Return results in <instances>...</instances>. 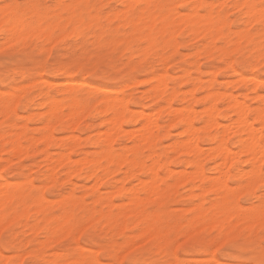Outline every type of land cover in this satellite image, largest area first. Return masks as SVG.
Wrapping results in <instances>:
<instances>
[{
    "label": "snow or ice",
    "instance_id": "snow-or-ice-1",
    "mask_svg": "<svg viewBox=\"0 0 264 264\" xmlns=\"http://www.w3.org/2000/svg\"><path fill=\"white\" fill-rule=\"evenodd\" d=\"M190 21L202 22V26L213 31L231 21L221 28L227 35L213 45L224 50L218 57L221 63L213 68L220 69L216 73L219 78L233 73L248 77L246 87L240 91H251L261 98L259 123H253L254 112L245 118L249 127L260 128V139L253 144V151L260 156L258 171L249 162L247 180L213 189L205 193L203 202L197 198L185 203L186 212L171 210L180 206L170 197L150 199L147 189L128 193L123 200L135 197L146 201L140 205L135 221H125L115 209L110 211L112 204L121 203L119 200L93 204L104 191L101 189L77 202L71 215L67 209L51 213L55 221L41 229L35 239L23 228L22 217L13 221L8 215L0 221V252L4 253L0 264H189L186 256L191 253L199 254L198 264H264V77L256 81L250 76L255 71L264 73V0L224 5L177 0L118 4L92 0H2L0 83L6 86L2 97L7 113L3 131L8 134L11 126L23 125L33 113L34 105L25 102L35 95L33 80H79L85 74L115 79L128 72L157 76L161 56L172 52V44H179V54H183L205 43L203 38L193 46L184 43ZM174 34L175 40L171 38ZM176 59L178 55L172 56L167 65L171 67ZM90 83L73 85L70 90L45 84L49 95L44 99L61 100L59 115L66 117L70 125L76 113L103 96L100 89L106 85L93 88L88 86ZM56 93L65 95L57 97ZM52 106L53 103L45 104L41 111L47 112ZM44 119L47 117H42L41 123ZM56 132L67 135L60 128ZM24 146L21 142L20 147ZM119 147L113 144L105 151L115 155ZM15 151L13 148L0 164V182L9 189V176H18L28 163L27 157L17 160ZM70 186L61 191L52 186L45 189V195L52 192L64 197ZM209 186L204 183L201 190ZM12 195L13 202L28 205L40 192L29 182L23 193L18 190ZM20 207L17 203L16 214Z\"/></svg>",
    "mask_w": 264,
    "mask_h": 264
},
{
    "label": "rangeland",
    "instance_id": "rangeland-1",
    "mask_svg": "<svg viewBox=\"0 0 264 264\" xmlns=\"http://www.w3.org/2000/svg\"><path fill=\"white\" fill-rule=\"evenodd\" d=\"M128 1H129V3H132V2H130L131 0H128ZM0 2H2V0H0ZM74 2H80V0H74ZM84 2H88V0H84ZM92 2L100 3V4H113V3L118 4V3H127V0H92ZM133 2H139V0H134ZM178 2L191 3L190 0H177V3ZM237 2L242 3V2H245V0H224V1L223 0H201L200 3H216L219 5H221V4L224 5V4H228V3H237ZM113 19H115V17H113ZM198 22L199 21H190L187 23L186 27L188 30H187V32L184 33L183 40H184V43L188 44L189 46H193L196 42L200 41L203 38L205 41L204 44H202L198 48H194V50L192 52H184L183 54H179L180 45L174 43L171 45L172 52L167 56H165V55L161 56V65L158 69V75L160 77V75L162 76V74H164V76H162L163 77L162 79H163V81H165L166 87L164 88V86H162L165 83L160 82V84H162V85H160V86H162L161 89L164 88L163 93H160L161 90H159L160 92L158 94V89H159V87H158V89L155 90V91H157L155 93V95H151L152 92L154 94V91H152V89L154 88V86L157 83L156 79L158 78V75L152 76V75H150L148 73H144V72H134V73L128 72L126 74L117 76V78H115V79H103L102 78L103 74L101 76H94V75L85 74L84 76H81L79 78V80H76L75 78H69V77H46L42 80H33L31 82V84H32L33 88L35 89V95H33L30 99H27L25 101L26 103H30V104L34 105L33 113L29 114V117L25 120L23 125L11 126V129H10L11 133L5 134L3 131V128H4V123L6 121V118H7V113L4 109V100L2 97V93H3V90L6 86L4 84L0 83V143H3L2 142L3 140L14 139V137H15V139L17 138L18 139L17 141H19L18 142L19 144H21V142L25 143V146L23 147V149L21 147H20L21 149L19 148L20 150L18 149L19 151L16 155L17 160H20L21 157H27L28 158V163L25 165L24 168H21L19 170L20 174L18 176H15V177L9 176L8 183H10L11 185H16L18 188L17 191L19 190L21 193H23L25 188L27 187V183L31 182L34 184V186L37 189H39V192H40V196L37 198L38 200H35L36 198H34L31 200V203L28 205H23L22 201L13 202L14 201L13 197L9 201H7V200L2 201L1 202L2 206H0V217H1L0 219H1V221L3 220L4 217H6L8 215H12L13 221H19L22 217L23 218V228L27 229V231L29 232L31 237L33 239H35L37 233L40 232L41 229L47 228L50 222L55 221L56 217L52 216L51 213H53L57 210L67 209L68 215H71L72 210L75 208L77 202L83 201L84 198L89 196V195L100 192L101 189H104V191L100 195L97 196L96 201H93V204H95L99 201H103V203L106 204L112 200H119V201H121V203L112 204V206H110V211L115 209L117 212V215L120 218H122L123 220L127 221L130 219V220L135 221L137 219V217L139 216L140 205L142 203H146V201H144V202L140 201L139 202V200H138L136 205H133V202L130 203V202H128V200L127 201L123 200V196L130 193V192H133V189H131V191H130L129 188H134L135 192H141V191L146 190L145 186L148 185L147 184L148 181L150 183V180H151V175H149L150 174L149 170H146V168H147L146 165L148 166V164H150V167L152 166L153 161H154L152 159V157L157 151L159 153H161L160 158H164V160L161 159V160H163V161H161L162 162L161 166H159L161 164L160 158H159L160 164L158 165L159 167H157L158 173L161 176L164 175L167 180L165 179L164 176L161 178V176L159 175V179H158L159 182L158 183L160 184V188L158 190V194L156 195L157 192L154 193V195L153 194L150 195V193H149L150 199H155V198H159V197H170L174 203H176L180 206L179 208L171 209V210L178 211V212H180V211L186 212V211H188V209L183 208V205L185 203H190L191 201H193L197 198H199L201 200V202H203V198L205 196V193H207L213 189H218L217 187L216 188L211 187L212 185L210 182L212 181L213 178H216L217 176H219L220 170L218 171V169H215L214 167L219 165L220 166L219 169L221 168V165H220L221 159L218 156L211 153L212 152L211 149L213 147H215V145L218 144L216 142V141H218L217 139L221 136L222 137L224 136L223 140H225L224 138H226V140H225L226 145L225 146H228L229 147L228 149H231L230 151L235 152L234 149H236V151L238 150L237 140L239 139L238 138L239 134L238 133H232L234 130L232 132H231V130H227V131L223 130L224 129L223 127L225 125L226 126L230 125L231 123H233L232 121L234 119H236V114H235L236 112H234L233 109L230 107L229 101H233L232 99L234 98V100L237 99L239 103H242V104H244V106H247L249 108V110L246 107L248 110V113L246 115H249L250 113L254 112L255 113V116L253 117V119H254L256 117L257 111L258 110L261 111V98L258 95H256V96L252 95L251 91H247V92L246 91L245 92L240 91L241 87H246V84L248 82V77H245L243 75L242 76L237 75V74L233 73V74L225 75L223 78H219V77H217L216 73L219 72L220 69H214L213 68L214 64L221 63V60L218 57H220L224 51L223 49H217V48L213 47V45L216 43V41L219 38L227 35L225 32H223L221 30V28L226 27L228 24L231 23V21H226L225 25H222L221 28H216V30H214V31L207 28V27H203L202 22H199V23ZM205 28H207V29H205ZM195 30H197V31H195ZM204 30H205V32H204ZM174 36H175V34L171 37L173 40H175ZM177 55H178V59L173 60V65L171 67H169L167 65L166 61L168 59H170L172 56H177ZM0 67H2V62H0ZM120 67L124 68L125 65H120ZM93 71H94V69H93ZM239 76H241V77H239ZM250 76H252L251 79H253V77H256L253 80L259 81L261 79V77H264V73H261L259 71H255V72H251ZM241 78H243V79H241ZM67 81H73L75 83L74 85H80V84H82V82L85 83V82L91 81V83L88 86L93 87V88H99L101 85H106V87H103L102 89H100L103 93L102 98L99 100H96L95 103L92 104L91 106L83 108V109H81L80 112L76 113L75 119L71 122L70 125L68 123H66L67 118L59 115V111L63 107L62 102L59 99H57V100L59 101V105L61 104V106H60L61 108L59 107V109H57L58 112L55 111L56 110L55 109L54 110L55 112L50 113V107L48 108L47 113L41 111L44 108L45 104H48L49 102H51V101L44 99V97L49 95V91L47 88H44V85L45 84H48L49 86L55 85V86H58L60 88H67L70 90L73 87V85L67 86ZM76 83H79V84H76ZM149 85H151V86H149ZM195 86H196V88H194ZM184 89H185V91H184ZM12 90L15 91V89H12ZM116 90H118L117 92H119V95H120V97H122L121 99L124 102L123 104H121V103L118 104L119 106H120V104L122 105L120 108L121 111L124 108L123 105H125V104L127 105L128 108L127 109L124 108L125 110H123V112L126 114L123 118H121L122 119L121 123L119 122L120 121L119 120V121H117L118 123L116 122L117 124L114 125L112 120L109 121L106 119H109L108 117L112 116V114H113L112 112L114 110L119 111L118 107H114L117 104L112 105V103L109 102L113 96L115 97ZM171 90L175 91V92H172ZM208 91H210V93ZM225 91L227 93H225ZM170 92H172L173 94ZM160 94H161V96H160ZM64 95H65V93H56L57 97H62ZM191 95H193V97ZM234 95L236 98L234 97ZM104 96H108L109 99L108 98L104 99L103 98ZM212 96H213V98H212ZM114 97L112 98L113 102H114ZM154 98H155V100H154ZM104 100H106V101L109 100L108 104L111 103V106H113L115 109L111 106H108V104L105 105ZM41 101H43V102H41ZM167 101L172 105L171 107L174 109L173 112L176 115H177L178 111H180L177 109L181 108L182 111L185 110V109H183V106H189L190 108H192L194 113H193V111H191L192 112L191 113L192 114L191 115L192 116L191 122H193L192 124H194L193 126L196 128L195 130H197L200 127L198 129V132H196L198 138H195V139L197 141L195 140V141H193V143L195 142L199 145V147H203V148H201V150L203 149L201 151V152H203V154H201V152H197L195 154H196V156L198 155L201 157L200 159L199 158L198 159L201 160L200 163L202 164V167H203V171H204L203 178H205V180L203 181V183L200 182L201 180L195 181L193 188L190 187L191 184L189 183V181H187V179L182 177L183 176L182 173H187L188 171L190 172L193 169V167H191L189 164L184 163V161H183L186 158L187 159L191 158L192 155H187L184 152L182 154L181 150H179L178 153H175L176 150H173L174 149L173 146L175 144L176 145L179 144L178 141L180 142V141L184 140V138L187 137L186 136L187 133L185 131V127H182L184 125H182L179 122V120H176L174 122L173 119H177V118H176V115L175 116L172 115L173 112H170L173 109L172 108L170 109V106H169ZM243 101H245V102L243 103ZM17 102H19V97H17ZM103 102H104V104H103ZM211 102L212 103L215 102L214 104H216L218 107V113H216V116H215V118L218 119L217 122H220L222 126L224 124V126L222 127V126L218 125V128H216L217 127V125H216V127H213L211 129L210 128V127H212V125H211V126H209V131L207 132L206 130H208V129L204 130L205 129L204 127L205 126L207 127L208 124H205L204 121L208 115L207 113L209 111V108L211 109V106H210L212 104ZM227 104H229V106ZM206 105H209V106H206ZM220 105H223L224 107H221V109H220ZM203 106H205L206 108ZM160 107H161V109H160ZM228 107L230 109H228ZM107 108H109V109H107ZM190 108H188V109L191 110ZM202 109H204V110H202ZM206 109H208L207 113H206ZM138 110H140V111H138ZM216 111H217V109H216ZM142 112L146 113L147 115L150 112L149 115L151 118L149 119L147 117L142 116ZM137 113H139V114H137ZM155 115H156V118L153 117ZM171 116H173L175 118L172 117V119H171ZM42 117H47V119H44L45 122L43 121V123H41ZM130 117H132L133 119H130ZM111 118L112 117H110V119ZM125 118H128L130 120L127 119V121H126ZM143 118H145V120L147 122H145ZM202 118H204V119H202ZM206 119H208V118H206ZM171 120L173 121L172 123H170ZM86 121H92V122L87 123ZM255 121H257L256 118L253 121V123H255V124L259 123V120L257 122H255ZM143 122L145 124L147 123L148 127L145 126V124ZM227 122H228V124H227ZM74 123H76V124H74ZM111 123L113 126L111 125ZM119 123H120V125H119L120 129H122V130L119 129L120 134L117 132L118 129H116L115 132L111 131L112 132V134H111L110 129H112V130L115 129V127L118 126ZM168 123H169V125H168ZM202 123H204L205 126L202 125ZM156 124L159 128L157 127L156 129H152V128H155L154 126H156ZM45 125L47 126V128ZM197 125H198V127H196ZM57 128L63 129L65 132H67V134L70 133L71 135L70 134H68L69 136L68 135H60L56 132ZM143 128H146L145 131ZM183 128L185 131L184 133H183ZM255 128H256L255 129V132H256L257 128H259V127H255ZM98 129H99V131L101 129L102 130L99 132ZM77 130H79L78 134H77L79 136V137L77 136L78 139H77V137H74V139L76 138L77 140L73 139V141H71V139L73 138L72 137L73 131L77 132ZM103 130H105V131H103ZM152 130H155L154 133L156 131H158L157 132L158 134L155 133L158 136L155 135L153 138V135L151 134L153 132ZM258 130H259L258 133L260 134V128ZM46 131H47V133H46ZM221 131L224 132L225 134H223ZM116 132L118 133L117 136H116ZM220 132L222 135L220 134ZM18 133H19V135H18ZM133 133L134 134L136 133L135 134L136 137L138 136L137 138H141V141L142 142L144 141V142L142 143L140 141V139H138L140 141L139 142L136 139V137L134 139L135 135ZM145 133L148 135L147 136L144 135ZM214 133H216V134H214ZM140 134H142V135H140ZM6 135L8 136V139H5ZM99 135H100V139H98L99 137H96ZM214 135H217L216 140L210 141L211 137ZM240 135L242 136V133ZM44 136H46V137H44ZM74 136H76V135H74ZM106 136H108V137L111 136L112 142L109 141L110 138H108ZM144 136H145V138L152 136L153 141L150 140L151 138L149 139V141L155 142V143L154 144L151 143V144L147 145V143H149L148 140H146L147 143L145 142L144 139L142 140V137H144ZM49 137H50V139H47ZM70 137H72V138L70 139ZM102 137L105 140H108L109 144L111 142L112 145L113 144L119 145L120 147H119L118 152L119 151H121V153L125 152V155L130 156V157L129 156L127 157L128 159L138 158V161H140V160H142L141 157H143V159H144V157L146 156L145 159L143 160L144 162H146V164L144 165V162H142L143 165L134 166V169H133V171H135L134 173H136V169H139L138 170L139 172L137 171L136 174L129 175L131 177H129V176L125 177V175H124L125 170H122V168L126 167L127 165L121 163V166L123 165L122 168L120 166L122 171H119L117 169V167H118V165H120V162L118 164V161H116V159H118L119 155H116V154L115 155L112 154L110 156H112V158H114L113 161L115 160V162H117L116 164H118V165L115 166L116 164L114 165V162H113V165H112V162H110V163L108 162V160L111 159V157L108 159L106 157H109V156H105V155L111 154V153L105 151V149L111 145H108V141L105 142L104 139L102 140ZM222 137H221V139H222ZM36 138H38V139L36 140ZM106 138H108V139H106ZM95 139L97 141H95ZM154 139H155V141H154ZM98 140L100 141V143ZM174 140L177 142H174ZM136 141H138L139 144L141 143L140 145H138L137 148H135L136 151L134 153H132L134 151L133 150L132 152L127 153L130 150V148H132L134 146L136 147V145H137ZM183 142L184 141H182V143ZM71 143H72V145H70ZM102 143H106V144H102ZM145 143H146L147 147L144 146ZM173 143H175V144H173ZM8 144H10V143H8ZM65 144H66V146H65ZM180 144H181V142H180ZM176 145H175V147H176ZM210 145L213 147H211ZM140 146H142V148H144V149L141 150L142 148ZM153 147L155 148V151L152 153V150H154ZM138 148L141 151L138 150ZM198 149H200V148H196L197 151H199ZM207 149L208 150L210 149V150L208 151ZM21 150H22L23 154H21L22 153V152H20ZM23 150H25V151H23ZM61 151H63V152H61ZM99 151H101L100 154H98ZM137 151H139V153ZM10 152H11V148H7V147H5V150L0 151L1 160L3 159L2 157L9 154ZM64 152H65V154L69 155L71 159L69 158L67 160L68 156L63 155L64 157H67L65 159L66 161H64V163L61 164V162L64 160V158H63L62 161L60 160V164H59L57 161H58V159L62 158V154L59 155L58 159H56L57 161L54 159L58 156L59 153H64ZM148 152L149 153L151 152L150 155ZM121 153H120V155L123 156L124 153L123 154H121ZM209 153L212 154V156L208 155ZM49 155H51V156H49ZM80 155H82V156H80ZM95 155H97V156H95ZM160 155L157 156V153H156V155H154V157L155 156L159 157ZM86 156H91L90 157L91 159H93V158L95 159V158H99V157L101 158V156H102V158L99 159L98 162L99 163L108 162L109 163L108 167H106L105 164H104L105 166H103V167L104 168L110 167L109 168L110 172L111 171H114V172L110 174V173H108V171H105L104 169H102L103 171H101V173H99L101 168H103L102 167L103 164H102L101 167L98 169L99 170L98 171L99 178L95 180V178L91 175V173L89 174L90 168L92 166L89 164L88 165H82L81 164L82 166H79L80 167L79 170H77V171L75 170L76 171L75 173L73 171L72 174L68 175L66 170H68L69 166L74 164V163L71 164V162H72L71 160H73V162H75V161L78 162V160L82 161V159L84 160V158ZM149 157H151V158H149ZM157 157H156V159H157ZM139 158H141V159L139 160ZM247 158H248V155L242 154V155H240L239 158L233 159V161L230 163V166H229L230 173L228 176L229 178L227 177V179H226L227 184L238 183L239 181H245L248 179L249 172L251 170L248 169L249 162L246 161ZM51 159H53L56 162H54ZM150 159H152V161H150ZM203 159H204V161H202ZM1 160H0V164H3L4 161L3 160L1 161ZM118 160L121 161L120 159H118ZM9 163L11 164L12 162L9 161ZM108 163H106V164H108ZM54 164H55V166H54ZM57 164H59V165H57ZM231 164H232V166H231ZM259 164H260V162H257V164H255L256 169H259ZM50 166H51L52 170L54 168V172L56 174L54 178L49 177L51 179H54L52 181H51V179L49 180V178H47V176L45 174L47 172L48 168L50 170ZM89 166H91V167L89 168ZM113 166L116 168H114ZM76 167L78 168L77 165L75 166V169H77ZM139 167H141L142 169L140 170ZM169 168L173 172H171L169 170ZM116 169H117V171H116ZM166 169H168V172L166 171ZM106 170H108V169H106ZM160 170H162V171H160ZM2 173H3V169L0 168V175H2ZM68 173H70V172H68ZM104 173H108V174H104ZM237 173H239V174H237ZM48 174H50L49 171H48ZM100 174H101V176L104 175V176H102L103 178L100 177ZM244 174L246 176H242ZM106 176H108V177H106ZM149 176H150V179H149ZM181 177H182V180H181L182 182L180 181ZM93 178H94V180H93ZM139 178L140 179L142 178V181L144 180L146 182L140 183ZM99 179H102V180H99ZM169 180H171L173 183L172 182L169 183ZM17 181H19L20 184ZM91 181H92V183H91ZM94 183H96L97 185H94ZM200 183L201 184L210 183L209 185H211L210 186L211 188L209 187V189L207 188L206 191L204 190L205 192L204 191L201 192V189L198 186ZM69 184L71 186L68 188V192L65 194L64 197H61V198L56 197L55 193H52V192H48L47 195H45V189L51 188L52 186H56L57 191H61L63 189V187L68 186ZM120 184H122V185L119 186ZM88 185H90V186H88ZM127 185H131V187H127ZM116 186H118V188ZM124 186H126V188ZM113 188L115 189V191ZM116 188L118 190H116ZM135 188H136V190H135ZM41 193H42V195H41ZM111 193H114V194H111ZM43 197H45L46 200H44ZM57 199H59V200H57ZM124 202H126V203H124ZM17 203H19L21 205L19 214H16V209H17L16 204ZM42 203L44 205H42ZM5 205H7V211H5ZM40 205H41V207H38ZM141 219H142V217H141ZM11 222L12 221H10V223ZM50 242L55 243V241H50ZM3 256H4V253L0 252V258H2ZM186 259L189 261V264H198V261L200 260V256H199V254L191 253V254H188L186 256Z\"/></svg>",
    "mask_w": 264,
    "mask_h": 264
},
{
    "label": "bare ground",
    "instance_id": "bare-ground-1",
    "mask_svg": "<svg viewBox=\"0 0 264 264\" xmlns=\"http://www.w3.org/2000/svg\"><path fill=\"white\" fill-rule=\"evenodd\" d=\"M134 0H131L130 2H133ZM191 1V3H200L201 2V0H190ZM224 1V0H223ZM127 3H129V1L127 0ZM178 3H181V2H178ZM243 3V2H242ZM222 5V4H221ZM199 23V22H198ZM201 27V26H200ZM204 27V26H203ZM205 29H207V28H205ZM216 30V29H215ZM195 31H197V30H195ZM204 32H205V30H204ZM175 37V36H174ZM216 38V37H215ZM214 38V39H215ZM212 42V41H211ZM214 43V42H213ZM189 63V62H188ZM198 65V64H197ZM162 76H164V74H162ZM161 75H160V77H159V75H158V78L156 79L157 81V83H156V85L154 86V90L152 89V91H154V94H153V92H152V94L151 95H155V93L157 92V91H155V90H157L158 89V87H159V89H158V94H159V90H161V92L160 93H163V89L166 87L165 85H166V83H165V81H163V77H162ZM242 76V75H241ZM241 76H239V77H241ZM252 77V76H251ZM151 78V77H150ZM254 78H256V77H253V79ZM96 79V78H95ZM144 79V78H143ZM149 79V78H148ZM147 79V80H148ZM238 79V78H237ZM241 79H243V78H241ZM162 80V81H161ZM165 80V79H164ZM259 80V79H258ZM48 81V80H47ZM257 81V80H256ZM79 82V81H78ZM160 82L161 83H165V84H160ZM59 83V82H58ZM64 83V82H63ZM82 83H84V82H82ZM60 84V83H59ZM75 83L73 82V81H67V86H72V85H74ZM76 84H79V83H76ZM65 85V84H64ZM160 85H162V86H164V88H162L161 89V87L162 86H160ZM66 86V85H65ZM194 88H196V86L194 87ZM109 89V88H108ZM114 89V88H113ZM69 90V89H68ZM115 90V89H114ZM113 91V90H112ZM118 90H116V93H115V97H114V102H113V100H112V98L110 99V101L109 102H111L112 103V105L114 104H117V105H115L114 107H118V109H119V111H117V110H114L112 113V116H110V117H112L111 119H110V117H108L109 119H106V120H112L113 121V123H114V125L115 124H117L118 122L117 121H119L120 123H121V118H123L124 116H125V114L126 113H124L123 112V110H125V109H127L128 107H127V105L125 104V105H123V107L125 108H123L122 109V111H121V104H123L124 102L122 101V97H120V95H119V92H117ZM121 91V90H120ZM172 91V90H171ZM184 91H185V89H184ZM183 91V92H184ZM188 91V90H187ZM191 91V90H190ZM189 91V92H190ZM222 91V90H221ZM2 92V91H1ZM172 92H175V91H172ZM172 92H170V93H172ZM179 92V91H178ZM182 92V93H183ZM209 93H210V91H208ZM218 92V91H217ZM220 92V91H219ZM229 92V91H228ZM247 92V91H246ZM192 93V92H191ZM207 93V92H206ZM221 93V92H220ZM224 93V92H223ZM225 93H227L226 91H225ZM224 93V94H225ZM157 94V95H158ZM173 94V93H172ZM208 94V93H207ZM219 94V93H218ZM156 95V96H157ZM221 95V94H220ZM160 96H161V94H160ZM192 97H193V95H191ZM215 96V95H214ZM233 96V95H232ZM256 96V95H255ZM110 97V96H109ZM234 97H235V95H234ZM104 99H106V98H108V96H104L103 97ZM171 98V97H170ZM180 98V97H179ZM212 98H213V96H212ZM236 98V97H235ZM109 99V98H108ZM158 99V98H157ZM156 99V100H157ZM112 100V101H111ZM128 100V99H127ZM154 100H155V98H154ZM164 100V99H163ZM170 100V99H169ZM233 101H229V104H230V107L233 109V111L234 112H236L235 114H236V119H234L232 122L233 123H229L230 125H225L224 126V124H223V126L221 125V123L220 122H217V118H215V116H216V113H218V107H217V105L216 104H214V103H210L211 105V109L209 108V111H208V109H206V113H207V111H208V115H207V117L206 118H208V119H206L205 118V124H208V126L206 127L205 126V124L204 123H202V125H204L205 127V129L204 130H206V129H208V130H206L207 132L209 131V126H211L212 125V127H210L211 129L213 128V127H216V125H217V127L216 128H218V125L219 126H222L224 129V131H227V130H231V132L232 133H238L239 134V139L237 140V142H238V152L236 151V149H234L235 150V152L234 151H230L231 149H228L229 147L228 146H225L226 145V143H225V140H226V138H224L225 140H223V137H222V139H221V137H219L217 140L219 141H216L218 144L217 145H215V147H213V146H211V147H213L211 150H212V152L211 153H213L214 155H216V156H218L220 159H221V163H220V165H221V168L219 169V165L218 166H215L214 168L215 169H218V171H219V176H217L216 178H213L212 179V181L210 182L211 183V187H217L218 189L219 188H222L224 185H226L227 183H226V179H227V177L229 176V173H230V170H229V166H230V163L233 161V159H237V158H239L240 157V155H242V154H246V155H248V158H247V160L246 161H248V162H253L254 164H257V162H260L259 160H260V156H259V154L257 153V152H255V151H253V144L255 143V142H258L259 141V139H260V134L258 133V129L259 128H257V130H256V132H255V127H249L246 123H245V118L247 117V113H248V110H249V108L247 107V106H244V104H242V103H239L238 102V100L237 99H235L234 100V98L232 99ZM39 101V100H38ZM108 101H106V100H104V102H105V105L106 104H108ZM122 101V102H121ZM125 101V100H124ZM171 101V100H170ZM104 102H103V104H104ZM168 102V101H167ZM241 102V101H240ZM245 101H243V103H244ZM49 103H53V106L52 107H50V113H52V112H55V111H57V109H59V107L61 106V104L59 105V101L58 100H55L54 102H49ZM111 103H109L108 104V106H111ZM119 103H121L120 104V106L118 105ZM38 104V103H37ZM40 104V103H39ZM102 104V105H103ZM167 104V103H166ZM168 104H169V106H170V109L172 108L171 106V104L168 102ZM229 104H227L228 106H229ZM59 105V106H58ZM58 106V107H57ZM107 106V107H108ZM126 106V107H125ZM206 106H209V105H206ZM57 107V108H56ZM106 107V106H105ZM111 107H113V106H111ZM110 107V108H111ZM113 107V108H114ZM174 107V106H173ZM178 107V106H177ZM182 107V106H181ZM188 107V108H190L189 106H183V109H185L184 111H182L181 110V108L180 109H177V110H180V111H178V113H177V115L176 114H174V109L172 110V111H170V112H173V116H175L176 115V118L177 119H173L174 120V122L176 121V120H179V122L182 124V125H184V126H182V127H185V131H186V138H184V140H182V141H184L183 143H182V141H180L181 142V144H180V142L178 141V143L179 144H175V143H173V144H175L176 145V147H175V145L173 146L174 147V149L173 150H176V152L175 153H178V151L179 150H181L182 151V154H183V152L184 153H186L187 155H192L191 156V158H186L185 160H183L184 161V163H186V164H189L191 167H193V169H192V171H188L187 173H182L183 174V176L182 177H184L185 179H187V181H189V183L191 184V186L190 187H192L193 188V186H194V182L195 181H197V180H201L200 182L201 183H203V181L205 180V178H203V173H204V171H203V167H202V164L200 163V161L201 160H199L201 157L200 156H196V154L195 153H197V152H201L202 150H201V148H203V147H199V145L197 144V143H193V141H195L196 139L195 138H198V136H197V134H196V132H198V129L200 128H198L197 130H195L196 128L193 126L194 124H192L193 122H191V118H192V112L191 111H193L192 110V108H190L191 110H189L188 108L186 109V108ZM203 107H205V106H203ZM224 107V106H223ZM227 107V106H226ZM248 108V110H247V108ZM61 108V107H60ZM164 108V107H163ZM206 108V107H205ZM56 109V110H55ZM104 109V108H103ZM107 109H109V108H107ZM115 109V108H114ZM160 109H161V107H160ZM216 109H217V111H216ZM220 109H221V107H220ZM228 109H230L229 107H228ZM55 110V111H54ZM101 110V109H100ZM106 110V109H105ZM135 110V109H134ZM169 110V109H168ZM202 110H204V109H202ZM247 110V111H246ZM39 111V110H38ZM37 111V112H38ZM138 111H140V110H138ZM142 111V110H141ZM152 111V110H151ZM158 111V110H157ZM160 111V110H159ZM215 111V112H214ZM259 111V110H258ZM257 111V113H256V119H257V121L260 119V116H261V111H259L258 112ZM43 112V111H42ZM58 112V111H57ZM153 112V111H152ZM167 112V111H166ZM214 112V113H213ZM47 113V112H46ZM96 113V112H95ZM101 113V112H100ZM135 113V112H134ZM193 113H194V111H193ZM137 114H139V113H137ZM136 114V115H137ZM150 112L148 113V115L146 114V113H144V112H142V116H144V117H147V118H151L150 117ZM153 114V113H152ZM168 114V113H167ZM214 114V115H213ZM54 115V114H53ZM147 115V116H146ZM194 115V114H193ZM134 116V115H133ZM132 116V117H133ZM149 116V117H148ZM158 116V115H157ZM173 116H171V119H172V117ZM132 117H130V119H133ZM153 117H155L156 118V115L155 116H153ZM224 117V116H223ZM66 118V117H65ZM146 118V119H147ZM173 118H175V117H173ZM215 118V119H214ZM235 118V117H234ZM255 118L253 119V121L255 120ZM75 119V118H74ZM126 119V121H127V119L128 118H125ZM130 119H128V120H130ZM136 119V118H135ZM144 119V121L145 122H147L146 120H145V118H143ZM202 119H204V118H202ZM257 121H255V122H257ZM45 122V121H44ZM76 122V121H75ZM117 122V123H116ZM129 122V121H128ZM141 122V121H140ZM170 122V121H169ZM173 121L171 120V122L170 123H172ZM231 122V121H230ZM86 123V122H85ZM120 123L118 124V126L120 125ZM144 123V122H143ZM157 123V122H156ZM179 123V124H180ZM47 124V123H46ZM74 124H76V123H74ZM145 124V123H144ZM227 124H228V122H227ZM44 125V124H43ZM49 125V124H48ZM51 125V124H50ZM84 125V124H83ZM110 125V124H109ZM111 125H112V123H111ZM110 125V126H111ZM148 124L146 123L145 124V126H147ZM168 125H169V123H168ZM214 125V126H213ZM38 126V125H37ZM46 126V125H45ZM73 126V125H72ZM75 126V125H74ZM113 126V125H112ZM118 126H116L115 127V129H110V132L111 131H114L115 132V130L116 129H118V133L120 134V130H122V129H120V126L118 127ZM70 127V126H69ZM109 127V126H108ZM148 127V126H147ZM146 127V128H147ZM153 127V126H152ZM155 128H152V129H156L158 126H157V124H156V126H154ZM169 127V126H168ZM181 127V126H180ZM196 127H198V125L196 126ZM221 127V128H222ZM44 128V127H43ZM46 128H47V126H46ZM137 128V127H136ZM146 128H143L144 129V131H145V129ZM159 128V127H158ZM166 128V127H165ZM233 128V129H232ZM50 129V128H49ZM105 129V128H104ZM120 129V130H119ZM124 129V128H123ZM148 129V128H147ZM102 130V129H101ZM100 130V131H101ZM159 130V129H158ZM220 130V129H219ZM222 130V131H223ZM98 131H99V129H98ZM99 131V132H100ZM103 131H105V130H103ZM143 131V130H142ZM143 131V132H144ZM153 132L151 133L152 135H153V138H154V136L155 135H157L158 133V131H156L155 133H157V134H155L154 133V131L155 130H152ZM184 131V128H183V133L185 132ZM205 131V132H206ZM221 131V132H222ZM14 132V131H13ZM20 132V131H19ZM74 132V131H73ZM113 132V133H114ZM116 132V136H117V133ZM124 132V131H123ZM138 132V131H137ZM149 132V131H148ZM147 132V133H148ZM181 132V131H180ZM221 132H220V134H221ZM230 132V131H229ZM230 132V133H231ZM9 133H11V132H9ZM46 133H47V131H46ZM49 133V132H48ZM96 133V132H95ZM170 133V132H169ZM223 134H225L224 132H222ZM227 133V132H226ZM229 133V134H230ZM242 133V136L240 135ZM44 134V133H43ZM68 134H70V133H68ZM67 134V135H68ZM99 134V133H98ZM111 134H112V132H111ZM134 134V133H133ZM136 134V133H135ZM134 134V135H135ZM180 134V133H179ZM184 134V135H185ZM199 134V133H198ZM214 134H216V133H214ZM237 134V135H238ZM18 135H19V133H18ZM41 135V134H40ZM39 135V136H40ZM46 135V134H45ZM48 135V134H47ZM71 135V134H70ZM88 135V134H87ZM115 135V134H114ZM124 135V134H123ZM140 135H142V134H140ZM144 135H148V134H144ZM222 135V134H221ZM231 135V134H230ZM15 136V135H14ZM50 136V135H49ZM69 136V135H68ZM78 135H76V136H74V135H72V137H70V139H71V141H73V139H74V137H77ZM112 136V135H111ZM111 136L110 137H108V136H106V137H108V138H110L109 139V141H111L112 142V138H111ZM158 136V135H157ZM220 136V135H219ZM34 137V136H33ZM32 137V138H33ZM37 137V136H36ZM41 137V136H40ZM44 137H46V136H44ZM51 137V136H50ZM50 137L49 138H47V139H50ZM79 137V136H78ZM78 137H77V139H78ZM82 137V136H81ZM93 137V136H92ZM96 137H99L98 139H100V135L99 136H96ZM104 137V136H103ZM102 137V140L104 139ZM135 137H136V135L134 136V139H135ZM138 137V136H137ZM136 137V139L138 140V139H140V141H141V138H137ZM141 137V136H140ZM163 137V136H162ZM209 137V136H208ZM226 137V136H225ZM13 138V137H12ZM84 138V137H83ZM108 138H106V139H108ZM151 138V139H150ZM152 138V136H149L148 138H145V136L144 137H142V140L144 139L145 140V142H146V140H148V142L149 143H147V145H149V144H154L155 142H151V141H149V139L150 140H152L153 139ZM216 138H217V135H214V136H212L211 137V140L210 141H214V140H216ZM38 138H36V140H37ZM40 139V138H39ZM68 139V138H67ZM76 139V138H75ZM74 139V140H75ZM76 139V140H77ZM156 139V138H155ZM155 139H154V141H155ZM186 139V140H185ZM18 139L16 138L15 139V137H14V139H10V140H1L3 143H0L1 145H0V151H3V150H5V145L6 144H8V143H10L11 144V151H12V149L14 148V149H16V151H15V155H17V153H18V151L21 149L20 148V144L18 143L19 141H17ZM105 140V139H104ZM132 140V139H131ZM9 141V142H8ZM95 141H97L96 139H95ZM99 141V140H98ZM106 141H108V140H105V142ZM109 141H108V145H112V143L110 142V144H109ZM114 141V140H113ZM135 141V140H134ZM139 141V140H138ZM138 141H136L137 142V145H136V147L134 146V147H132V148H130V150L127 152V153H130V152H132L133 150V152L132 153H134L135 151H136V149L135 148H137L138 147V145H140L139 144V142ZM153 141V140H152ZM197 141V140H196ZM59 142V141H58ZM77 142V141H76ZM75 142V143H76ZM102 142V141H101ZM104 142V141H103ZM142 142V141H141ZM144 142V141H143ZM142 142V143H143ZM174 142H177V141H175L174 140ZM45 143V142H44ZM99 143H100V141H99ZM146 143H145V145L144 146H146ZM102 144H106V143H102ZM167 144V143H166ZM172 144V143H171ZM70 145H72V143L70 144ZM97 145V144H96ZM99 145V144H98ZM143 145V144H142ZM65 146H66V144H65ZM69 146V145H68ZM168 146V145H167ZM105 147V146H104ZM110 147V146H109ZM131 147V146H130ZM141 148H142V146H140ZM147 147V146H146ZM155 147V146H154ZM153 147V148H154ZM207 147V146H206ZM20 148V149H19ZM26 148V147H25ZM67 148V147H66ZM106 148V147H105ZM172 148V147H171ZM170 148V149H171ZM196 148H200V149H198L199 151H197L196 150ZM19 149V150H18ZM23 149V148H22ZM68 149V148H67ZM144 148H142L141 150H143ZM69 150V149H68ZM138 150H140L139 148H138ZM140 150V151H141ZM166 150V149H165ZM208 150V149H207ZM210 150V149H209ZM208 150V151H209ZM214 150V151H213ZM23 151H25V150H23ZM149 151V150H148ZM155 151V148H154V150H152V153ZM20 152H22V150L20 151ZM19 152V153H20ZM61 152H63V151H61ZM100 152L101 151H99L98 152V154H100ZM103 152V151H102ZM120 153H121V151H119ZM118 152V153H119ZM138 153H139V151H137ZM25 153V152H24ZM118 153H116V155H119V157H118V159H120L121 161H119L118 159H116V161H118V164H119V162H120V165H118V164H116L117 162H115V160L113 161V159L114 158H112V156H110V155H112V154H106L105 156H109V157H106V158H110L111 157V159H109L108 160V162L110 163V162H112V165H113V162H114V165L115 166H117L118 165V167L120 168V166H121V163L122 164H126L127 166L126 167H124V168H122V166H121V168H122V170H125L124 171V175H125V177L127 176H129V175H131V174H136L137 173V171L139 170V169H136V173H134L135 171H133V169H134V166H139V165H143V163L142 162H144L143 160L145 159V157H144V159H143V157H141L142 158V160H140L141 158H139V160L141 161H138V158H133V159H128L127 157L129 156H127V155H125V152H123V153H121V154H123V156L122 155H120V153L118 154ZM126 153V154H127ZM131 153V154H132ZM149 153V152H148ZM151 153V152H150ZM150 153H149V155H150ZM157 153V156L158 155H160L161 153H159L158 151L156 152ZM156 153L154 154V155H156ZM208 153V152H207ZM206 153V154H207ZM21 154H23V152L21 153ZM62 154V158H60V159H58L59 158V155H61ZM137 154V153H136ZM147 154V153H146ZM201 154H203V152H201ZM205 154V155H206ZM68 156V158L67 157H64V156ZM90 155V154H89ZM154 155H153V157H154ZM167 155V154H166ZM172 155V154H171ZM208 155H210V156H212V154H208ZM213 155V156H214ZM46 156V155H45ZM49 156H51V155H49ZM80 156H82V155H80ZM84 156V155H83ZM95 156H97V155H95ZM157 156H155L154 158L152 157V159L154 160L153 161V164H152V166L150 167V164H148V166L146 165V170H149V172H150V174L149 175H151V180H150V183H149V181H148V185H146L145 187H146V189L148 190V192L150 193V195H154V193H156V195L158 194V190H159V188H160V184L158 183L159 182V173H158V168L157 167H159V166H161L162 165V162L161 161H163L164 160V158H160L161 157V155L159 156V157H157ZM202 156V155H201ZM61 157V156H60ZM91 156H86L85 158H84V160L82 159V161L81 160H78V162L77 161H75V162H73V160H71L72 162H71V164L72 163H74L73 165H71V166H69V168H68V170H66L67 171V174L68 175H70V174H72V172L74 171V173L77 171V170H79V166H82V165H91V166H89V168H90V172H89V174L91 173V175L95 178V180L96 179H98L99 178V173H101V171H103L102 169H104L105 171H108V173H113L114 171H111L110 172V167L109 168H106V167H108V165H109V163L108 162H104V163H99L98 162V160L99 159H101L102 158V156H101V158L99 157V158H93V159H91L90 158ZM104 157V156H103ZM130 157V156H129ZM136 157V156H135ZM156 157H157V159H156ZM3 158V157H2ZM51 158V157H50ZM49 158V159H50ZM63 158H64V160H63ZM67 158V160L70 158V156L69 155H67V154H65V152L64 153H59L58 154V156L54 159V160H56V159H58V163L60 164V160L62 161L61 162V164L62 163H64V161H66L65 159ZM82 158V157H81ZM149 158H151V157H149ZM159 158H160V162H161V164L159 163ZM199 158V159H198ZM48 159V160H49ZM71 159V158H70ZM73 159V158H72ZM152 159H150V161H152ZM161 159H163V160H161ZM0 160H1V158H0ZM3 160V159H2ZM1 160V161H2ZM51 160H53V159H51ZM53 160V161H54ZM106 160V159H105ZM104 160V161H105ZM50 161V160H49ZM56 161H54V162H56ZM202 161H204V159L202 160ZM238 161V160H237ZM242 162V161H241ZM53 163V162H52ZM106 163H108V164H106ZM150 163V162H149ZM168 163V162H167ZM166 163V164H167ZM244 163V162H243ZM56 164V163H55ZM55 164H54V166H55ZM59 164H57V165H59ZM70 164V163H69ZM82 164V165H81ZM103 164V165H102ZM106 165V167L104 168L103 166H105ZM146 164V162H144V165ZM160 164V165H159ZM241 164V163H240ZM52 165V164H51ZM78 166V168L77 169H75V166ZM101 165H102V167L103 168H101V170H100V172L98 173V169L101 167ZM159 165V166H158ZM49 166V165H48ZM53 166V165H52ZM125 166V165H124ZM180 166V165H179ZM213 166V165H212ZM231 166H232V164H231ZM114 167V166H113ZM117 167V169L119 170V171H122L121 170V168L119 169ZM142 167V166H141ZM141 167H139L140 168V170L142 169ZM114 168H116V167H114ZM136 168V167H135ZM138 168V167H137ZM149 168V169H148ZM106 169H108V170H106ZM117 169H116V171H117ZM161 169V168H160ZM76 170V171H75ZM114 170V169H113ZM169 170H170V168H169ZM175 170V169H174ZM187 170V169H186ZM256 170H258V169H256ZM29 171V170H28ZM48 171L50 172V174H48ZM160 171H162V170H160ZM164 171V170H163ZM166 171L168 172V169H166ZM165 171V172H166ZM171 172H173L172 170H170ZM203 171V172H202ZM68 172H70V173H68ZM139 172V171H138ZM181 172V171H180ZM108 173H104V174H108ZM217 173V172H216ZM233 173V172H232ZM248 173V172H247ZM42 174V173H41ZM46 174V176H47V178H49V177H55V172H54V168H53V170L51 169V166H50V170H49V168H48V170H47V172L45 173ZM109 174V175H110ZM237 174H239V173H237ZM66 175V174H65ZM67 175V176H68ZM167 175V174H166ZM208 175V174H207ZM217 175V174H216ZM45 176V177H46ZM102 176H104V175H102ZM101 176V174H100V177H102ZM136 176V175H135ZM144 176V175H143ZM161 176V175H160ZM164 176V175H163ZM163 176H161V178L163 177ZM168 176V175H167ZM180 176V175H179ZM242 176H246L245 174L244 175H242ZM106 177H108V176H106ZM124 177V178H125ZM129 177H131V176H129ZM165 177V176H164ZM182 177L180 178V181L182 180ZM46 178V179H47ZM94 178H93V180H94ZM103 178V177H102ZM172 178V177H171ZM229 178V177H228ZM30 179V178H29ZM51 178H49V180H50ZM109 179V178H108ZM118 179V178H117ZM120 179V178H119ZM127 179V178H126ZM144 179V178H143ZM149 179H150V176H149ZM165 179H166V177H165ZM164 179V180H165ZM52 180H54V179H51V181ZM64 180V179H63ZM79 180V179H78ZM99 180H102V179H99ZM139 180H140V183L141 182H146V181H142V178L140 179L139 178ZM146 180V179H145ZM163 180V179H162ZM167 180V179H166ZM15 181V180H14ZM13 181V182H14ZM20 181V180H19ZM19 181H17V182H19ZM116 181V180H115ZM121 181V180H120ZM125 181V180H124ZM138 181V180H137ZM46 182V181H45ZM161 182V181H160ZM179 182V181H178ZM182 182V181H181ZM16 183V182H15ZM91 183H92V181H91ZM124 183V182H123ZM173 183V182H172ZM199 184L198 186H199V188L201 189V185L202 184ZM209 183V184H210ZM10 184V183H9ZM19 184H20V182H19ZM81 184V183H80ZM178 184V183H177ZM94 185H97L96 183H94ZM122 184H120L119 186H121ZM132 185V184H131ZM24 186V185H23ZM45 186V185H44ZM43 186V187H44ZM86 186V185H85ZM88 186H90V185H88ZM209 186V187H210ZM117 188H118V186H116ZM125 188H126V186H124ZM210 187V188H211ZM116 188V190H118ZM17 186L16 185H12V187H11V189H9L8 188V186L6 185V184H4V183H1L0 182V206H2V201H9L12 197H13V193H15V192H17ZM114 189V188H113ZM131 189H133V192H130V193H134L135 191H134V188H129V190L131 191ZM191 189V188H190ZM209 189V188H208ZM135 190H136V188H135ZM206 191L207 190V188H205V189H203V190H201V192H203V191ZM41 191V190H40ZM114 191H115V189H114ZM113 191V192H114ZM204 191V192H205ZM6 193H8V195L6 196L5 194ZM111 194H114V193H111ZM41 195H42V193H41ZM54 196V195H53ZM82 197V196H81ZM38 198V197H37ZM35 199V200H38V199ZM44 198V200H46L45 199V197H43ZM59 198H61V197H59ZM154 198V197H153ZM5 199V200H4ZM56 200V199H55ZM57 200H59V199H57ZM179 200V199H178ZM125 201H127V200H125ZM55 202V201H54ZM128 202H130V203H132L133 202V205H136V203L138 202V199H136L135 197H133V199H131V200H128ZM127 202V203H128ZM139 202H140V200H139ZM142 202V201H141ZM144 202V201H143ZM46 203V202H45ZM124 203H126V202H124ZM17 205V204H16ZM42 205H44L43 203H42ZM59 206V205H58ZM112 206V205H111ZM38 207H41V205L40 206H38ZM182 207V206H181ZM33 209V208H32ZM36 212V211H35ZM68 214V213H67ZM2 216V215H1ZM132 217V216H131ZM1 218V217H0ZM0 221H1V219H0Z\"/></svg>",
    "mask_w": 264,
    "mask_h": 264
}]
</instances>
